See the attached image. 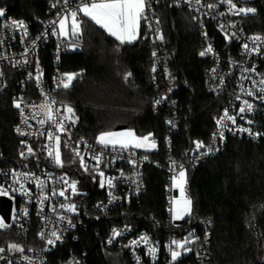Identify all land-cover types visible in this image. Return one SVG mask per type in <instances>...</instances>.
<instances>
[{
  "label": "trees",
  "instance_id": "trees-1",
  "mask_svg": "<svg viewBox=\"0 0 264 264\" xmlns=\"http://www.w3.org/2000/svg\"><path fill=\"white\" fill-rule=\"evenodd\" d=\"M250 7L255 12L245 15L246 29L264 34V0H252ZM0 9L32 22L51 16L45 0H0ZM156 11L176 85L178 131L172 136V154L186 170L191 215L167 226L166 173L152 165L144 169L143 194L100 215L91 208L102 196L96 193V181L73 164L65 169L83 190L76 199L81 202L86 227L76 233L79 240L70 242V247L88 250V264H131L121 251L116 256L115 250L92 246L110 223L128 222L153 236L173 231L185 238L191 232L193 242L187 246L190 251L182 259L184 264H264V121L259 141L228 138L216 154L197 162L190 160L197 152L195 140L208 143L224 100L205 89L208 62L198 55V25L192 14L167 3L158 4ZM81 18L85 22L80 39L72 43L76 47L69 48L61 61L63 70L78 74L69 88L57 92L62 107L71 106L75 113L72 131L65 135L68 147L63 146V156L73 138L96 141L99 134L125 125L137 136L151 133L156 147L144 153L152 161L164 163L168 113L166 107L152 110L157 91L151 84V47L142 27L136 41L120 44L104 29ZM43 63L49 72L51 63L48 59ZM261 69L264 73V58ZM129 72L131 76L125 79ZM11 92L12 87L0 91V166L24 162L18 157L12 130L17 116ZM36 242L35 229L26 236L13 228L0 232V244L5 247Z\"/></svg>",
  "mask_w": 264,
  "mask_h": 264
},
{
  "label": "built area",
  "instance_id": "built-area-1",
  "mask_svg": "<svg viewBox=\"0 0 264 264\" xmlns=\"http://www.w3.org/2000/svg\"><path fill=\"white\" fill-rule=\"evenodd\" d=\"M45 1L47 3V13L51 15L47 19L39 17L32 22L21 17H13L5 9H3L4 16L0 17V91L12 87L11 100L17 116L12 130L17 139L18 157L24 161L16 165L0 166V185L9 188L8 195H0V197L8 198L11 201L7 229L13 228L23 236L29 234L31 229H35V240L37 241L35 245L29 243L18 244L23 248V252L9 251L8 247L0 244V247L5 249L3 253H0V261L5 264H88V250L76 251L70 247V242L77 243L79 240L76 233L86 227L81 202L76 199V196L83 190H81L78 180L73 178L65 169L64 164L63 146L67 143L65 135L70 134L73 123L66 120L65 128L67 131L58 133L50 123L40 125L37 121L44 118V114L39 107L33 108V105L39 106L45 103V98H47L49 103L53 100L56 102L51 106L54 112L59 109V112L56 113L57 118L61 115H67L65 108L58 102L57 92L63 88L60 85L63 74L75 72L63 70L61 61L69 46L74 41L79 40L80 35L69 39H64L58 34L53 35V27L50 25V21L56 20L58 14H63L66 10L74 9L80 0H69L67 6L64 5L63 0ZM251 1L233 0L238 7L243 8H250ZM162 3L184 8L192 14L198 25V55L208 62L204 77L205 89L210 95L221 97L224 100L223 107L215 119L208 143H202L204 147L190 156L191 161L197 162L203 157L216 154L228 138H243L253 142H257L262 138L261 123L264 121V100L260 97L264 96V92H261L260 89L264 85H261L260 81L264 79V73L261 69V60L264 58V34L248 31L245 27V14L234 15L230 13L227 4H221L219 0H201L200 5H197L195 0H192L191 4L187 0H150V7L146 9L148 19L147 22L141 21V27L143 36L148 40L151 47V84L157 91L152 101V110L156 112L166 107L168 113L165 121L166 136L164 144L166 154L164 163L152 161L145 155V150L142 149L117 150L114 152L110 147L104 148L96 141L83 138H73L71 140V149L79 148L89 170L85 171L81 167L78 157V163L75 166L80 171L92 176V180L96 181V193L102 195L91 204L92 210L100 215L143 194L145 190L144 169L147 165L165 171L166 224L170 227L175 224L170 211L172 208L171 201L180 195L179 189L175 188L172 183V177L175 173L170 170L172 168L171 162L176 161L172 154V136L178 131V108L177 99L174 96L176 90L174 75L168 66L164 41L158 38L162 34L159 23H156L158 20L156 6ZM53 4H56V7H52ZM208 4H218V7L208 9L206 7ZM13 20L24 22L27 27V37L23 36V29L17 30L11 26ZM221 25H223V31ZM255 36L261 37V40L254 42L250 39ZM33 41H35L34 45ZM209 44H211L213 52L201 56L200 53L205 51ZM244 44H248L249 51H245ZM254 47L259 49V53L251 51ZM154 52L155 56L153 55ZM43 59H48L51 63L49 72H46ZM153 68H155V71H153ZM246 68H255V71L244 72ZM38 70L42 73L39 81L35 78L38 75ZM242 75L248 78L242 80ZM241 85H243V90ZM248 90H251L254 95H247ZM238 96L240 99H237ZM165 97L166 99H163ZM158 100L161 103L157 104L156 101ZM244 100L251 103L253 108L251 111L246 110L244 113H240L239 108ZM16 102L21 103L23 114L21 109L15 107ZM225 109L228 110L230 115L235 116L236 120L234 124L226 120L224 123L227 127L222 128L217 125L216 121L223 115ZM25 118H27V123H25ZM17 128L25 134L22 135L17 132ZM242 128L249 129L250 132L240 131ZM49 130L60 135L63 167L54 164L53 159L48 156L44 147L49 143L46 135ZM220 131L224 133L223 139L220 138ZM41 132L45 134L41 135ZM196 141L202 142L200 140ZM28 147L32 148L34 154H28ZM208 149H211V151L209 152ZM21 152L25 153L23 157L20 155ZM132 152L135 155H132ZM100 153H103L100 170L104 172L105 177L115 178L111 188L108 187L106 182L102 188L100 177L95 171H92L96 162L91 157ZM202 153L207 154L202 155ZM130 160H134L135 165L130 163ZM13 171L16 173H33L36 177L46 181L43 190L37 188L35 181L29 178L28 180H22V182L30 195L11 192L10 186L19 188V184L13 185ZM65 174L69 183L76 181L77 193L75 195L72 194L70 188H67L59 180ZM66 188L67 200L58 195H51L53 190L59 192ZM174 190H176V196H174ZM109 192L116 199H112ZM42 195L50 197L49 200L44 201L43 205L39 202ZM61 203H75L77 205L76 213L64 212L59 207ZM53 207L56 208L55 212L52 211ZM59 214L65 215L66 219L59 220ZM1 218L3 217L1 216ZM68 219H71V225L68 223ZM7 229H0V232ZM114 229L120 232V235L114 236ZM52 231H56L61 239L55 240L54 237H51ZM41 232L44 233L43 238L40 235ZM141 236L148 237V244L141 242L132 245L130 243L131 241H139ZM50 238L55 241L54 244L47 243ZM183 239L176 236L173 231L165 235L153 236L151 233L137 228L134 224L112 222L108 225L104 234L94 241L92 246L100 245L107 250L121 251L127 255L131 264H184L182 259L188 251L176 249L181 255L175 262L172 261L171 252L169 251L172 240L182 241ZM149 246L156 248L154 255L149 254ZM172 247L175 248L174 245ZM24 257H28V259H24ZM137 257L139 260H137Z\"/></svg>",
  "mask_w": 264,
  "mask_h": 264
},
{
  "label": "snow or ice",
  "instance_id": "snow-or-ice-1",
  "mask_svg": "<svg viewBox=\"0 0 264 264\" xmlns=\"http://www.w3.org/2000/svg\"><path fill=\"white\" fill-rule=\"evenodd\" d=\"M189 4H191L192 0H187ZM63 3L65 6L69 4V0H63ZM195 3L197 5L201 4V0H195ZM219 3L221 4H227L228 11L234 15H240V14H248L255 12V9L253 8H243L238 7L236 3L233 2V0H219ZM52 7H56V4H53ZM150 7V0H80V2L76 5L74 9L66 10L63 14H58V18L56 20L50 21V25L53 27L52 34L53 35H59L60 37H63L64 39L76 38L78 37L82 32V25L84 24V19L81 17L87 18L91 22H93L95 25L99 26L100 28L104 29L110 36L114 37L117 41H119L120 44L124 43H132L136 41L139 37L140 32V26L141 21L147 22V15H146V9ZM208 9H214L218 7V4H208L206 6ZM223 15V13H221ZM4 16V10L0 9V17ZM156 23H159V20L156 21ZM11 26L17 30L23 29V36L27 37V27L24 24L23 21H11ZM151 27V25H149ZM221 30L223 31V25H221ZM159 39H163V36L160 35L158 37ZM39 39V37H37ZM254 42L261 40V37L255 36L251 37ZM35 44V41H33V45ZM74 47V46H73ZM245 51H249L248 44L243 45ZM252 52L259 53L258 48H252ZM213 49L211 44L205 49V51H202L200 53L201 56H204L208 53H212ZM155 56V52L153 53ZM153 71H155V68H153ZM215 71V69H213ZM248 71H255V68L252 69H244V72ZM42 73L38 70V75L35 77L37 81H39L40 76ZM76 73H65L63 74V77L60 79V85H62L65 89L69 88L71 86L72 81L76 77ZM129 76H131V73L129 72L125 79H127ZM246 76H241V79H247ZM255 84V82H253ZM261 85H264V79H261L260 81ZM241 88L243 90V85H241ZM261 92H264V87L260 89ZM247 95L252 96L254 93L251 90H248L246 92ZM163 99H166L163 98ZM237 99H240L238 96ZM260 99L264 100V96H261ZM56 102L53 100L50 103L47 101V98H45V103H42L39 106L33 105V108L39 107L41 112L44 114V118L39 119L37 122L40 125H44L46 123H50L54 126L56 129V132L58 133H64L67 131L65 128V121H71L72 123L75 122L73 117L75 116L74 110L71 106H64L65 111L67 115H61L59 118H57L56 113L59 112V109H56L55 112L52 109L53 104ZM157 104L161 103L160 100L156 101ZM15 107L18 109H21V103L16 102ZM253 108V105L249 103L247 100L242 101V106L239 108L240 113H244L246 110L251 111ZM21 113L23 114V109H21ZM35 115V113H34ZM231 121L233 124L235 123L236 117L233 115H230L228 110L225 109L223 115L217 119L216 123L217 125L223 127H227V125L224 123L225 121ZM25 123H27V118H25ZM171 123V121H169ZM250 123V122H249ZM240 131L250 132L249 129H240ZM17 132L22 133L19 128H17ZM41 135H44L45 133L41 132ZM47 140L49 141L48 144H46L44 147L47 150V154L49 157L53 159V162L58 167H63V160H62V153L60 149L61 145V139L60 135L55 134L53 131L49 130L47 131ZM220 138L223 139L224 133L223 131L219 132ZM258 135V134H257ZM97 143L102 145L104 148H111L112 151H128L130 149H145L150 150L154 149L156 147V142L154 139H152V134L149 133L146 136H137L135 132L132 130L127 131H108L103 132L100 134V136L97 138ZM195 144V151H199L201 148L204 147L202 142L196 141ZM67 146V145H65ZM28 154H34L31 147H28L27 149ZM210 152L211 149H208ZM73 152L76 157L79 158L81 167L85 169V171H88V165L85 162L84 156L81 155L79 148L73 149ZM207 154V153H202ZM22 157L25 155V153L21 152L20 154ZM132 155H135L134 152H132ZM103 157V153L93 155L91 158L95 160V165L92 168V171H95L98 176L100 177V186L103 188L105 186V182L107 183L108 187H113V180L114 177H105V174L102 170H100V163ZM147 159V157H145ZM130 163L135 165L134 160H130ZM172 168L170 169L175 174L172 177V183L173 186L177 189H179V197L173 198L172 208L170 209L172 213V217L174 220H182L185 216H190L192 212V200L187 196L186 194V170L183 166V164H177L176 161H172ZM177 169H179L177 171ZM13 177V185L19 184V188L10 186V191L15 192H21L23 195H30V192L25 188L24 183L22 180H28L31 178L35 181L36 187L43 190L46 181L41 180L39 177H36L33 173L28 172H21L16 173L15 171L12 172ZM60 181L63 182L64 185L67 186V188L71 189V192L73 195L77 193V184L76 181H72L69 183L68 178L66 174L64 176H61L59 178ZM66 189L60 190L57 192L56 190H53L51 195L52 196H60L64 197L65 200L68 199V196H66ZM9 188H5L4 185H0V195H8ZM109 195L112 196L111 192H109ZM50 197L48 195H42L40 197V204L43 205L44 201L49 200ZM112 199H116V197L112 196ZM111 203V200L109 201ZM61 209L64 210V212H71L76 213L77 211V205L75 203H61L59 205ZM99 207V206H98ZM42 210V209H41ZM52 211L55 212L56 208L53 207ZM59 220L66 219L65 215L59 214L58 215ZM68 223L71 225V219H68ZM9 225L5 223L3 218H0V229L6 228ZM41 237L43 238L44 233H40ZM113 235L118 236L120 235V232L117 230H113ZM192 233H189V236H191ZM51 237H54L55 240L61 239V237L57 234L56 231L51 232ZM143 242L144 244H148V237L147 236H141L139 241H131L130 243L132 245H136ZM48 244H54L55 241L53 239L47 240ZM111 243V241H109ZM190 243V240L186 237L182 241L172 240L171 244L169 246V251L171 252V259L173 262L177 260V258L181 255L179 251L176 249H184L185 252L190 251L186 247V245ZM175 246L173 248L172 246ZM8 250L9 251H19L23 252V248L15 243L8 244ZM5 249L3 247H0V253H3ZM148 252L151 255H154L156 252V248L149 246ZM24 259H28V257H24ZM137 260L139 258L137 257Z\"/></svg>",
  "mask_w": 264,
  "mask_h": 264
},
{
  "label": "rangeland",
  "instance_id": "rangeland-1",
  "mask_svg": "<svg viewBox=\"0 0 264 264\" xmlns=\"http://www.w3.org/2000/svg\"><path fill=\"white\" fill-rule=\"evenodd\" d=\"M251 8V7H250ZM74 42H77V41H74ZM75 44V43H74ZM74 46V47H73ZM76 46L75 45H70L69 46V48H71V49H73V48H75ZM127 130H131V129H129V128H125V129H121V130H111V131H127ZM108 132V131H107ZM100 136V134L97 136V138ZM97 138H96V142H97ZM66 147H68V145L67 146H65L64 148H66ZM142 150H145V149H142ZM150 150H152V149H150ZM145 151H149V150H145ZM64 154H65V157H64V164H65V167H69V166H71V165H73V164H77L78 163V159H77V157L75 156V154H74V152H73V150L71 149V147H69V149H67V151H65L64 152ZM0 218H1V216H0ZM189 233H191V232H189ZM189 233L188 234H186V237L190 240V243H188L187 245H186V247L187 246H189L190 244H192V242H193V239L192 238H189ZM185 237V238H186ZM184 238V239H185ZM183 239V240H184ZM190 247V246H189ZM114 254L117 256L118 255V252H114ZM109 255H111V254H109Z\"/></svg>",
  "mask_w": 264,
  "mask_h": 264
},
{
  "label": "water",
  "instance_id": "water-1",
  "mask_svg": "<svg viewBox=\"0 0 264 264\" xmlns=\"http://www.w3.org/2000/svg\"><path fill=\"white\" fill-rule=\"evenodd\" d=\"M125 125H118L114 128V130H121L125 129ZM174 196H176V190H174ZM10 211H11V201L8 198L0 197V215L3 217L5 223L7 224L9 222L10 217ZM175 223H181L180 221H174ZM6 227L5 229H7Z\"/></svg>",
  "mask_w": 264,
  "mask_h": 264
},
{
  "label": "crops",
  "instance_id": "crops-1",
  "mask_svg": "<svg viewBox=\"0 0 264 264\" xmlns=\"http://www.w3.org/2000/svg\"><path fill=\"white\" fill-rule=\"evenodd\" d=\"M140 28H141V26H140Z\"/></svg>",
  "mask_w": 264,
  "mask_h": 264
}]
</instances>
